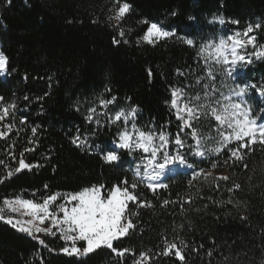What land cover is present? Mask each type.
Segmentation results:
<instances>
[{
    "label": "trees",
    "instance_id": "trees-1",
    "mask_svg": "<svg viewBox=\"0 0 264 264\" xmlns=\"http://www.w3.org/2000/svg\"><path fill=\"white\" fill-rule=\"evenodd\" d=\"M124 2L131 7L120 23L125 35L119 38L118 29L108 19L112 0H11L10 4L0 0V49L8 59L6 77L0 76V96L4 97L3 103L17 105L13 133L8 140H0V158L12 168L18 166L4 155L8 144H14L17 158L25 148L35 149L25 152L24 159L39 165L4 178L0 183V202L16 196L38 201L56 192H77L93 185L111 187L127 178L129 184H137L135 192L140 199L150 201L152 207L129 204L130 211L138 213L132 217L137 228L115 242V247L130 248L137 254L151 249L156 257L151 264H179L174 256L156 255L163 247L164 237L171 241L179 235L189 244L184 264H261L264 148L259 144L253 146L245 161L247 170L239 164L224 165V154L198 161L195 167L206 172L215 170L213 177L226 175L230 179L218 181L219 191L211 180L202 187L197 184L201 192L192 205L184 206L189 209L186 213L180 211L179 204L160 206L165 199L177 200L196 192L195 188H188L189 175L185 172L166 175L163 183L168 187L153 193L131 167L137 152L121 150L118 165L105 163L101 153L113 147L123 130L122 123L108 122L122 107L137 108L134 123L139 129L163 131L174 139L179 122L167 102L173 88L190 84L185 90L194 94L202 92V85L195 83L198 77L210 83L205 76L208 66L198 51L199 43L218 30L213 20L222 17L225 28L240 32L249 24H260L252 34L257 46L264 45V0ZM150 23L174 29L176 35L155 44L137 43ZM114 36L121 40L118 45L112 42ZM181 37L193 39L196 47H189ZM243 78L250 84L264 85V59L246 65ZM112 96L117 98L115 103L101 107L100 101ZM89 108L96 109L99 125L86 121ZM21 119L26 123L20 124ZM214 123L201 119L195 126L202 133H209ZM33 127L37 128L34 137ZM78 133L87 140L80 148L71 143ZM29 139L35 143L29 144ZM213 161L218 162L215 169L211 168ZM0 177H6L3 166ZM237 182L242 188L234 196L247 203V210L227 204L216 206L213 201H226L230 195L226 189ZM240 215L248 219L242 221ZM180 224L183 230L177 228L174 232L173 228ZM40 238L48 247L0 221V264H132L131 254L120 258L107 248L87 256H68L60 251L65 242L59 235ZM201 244L199 253L191 250ZM208 249L213 250L212 257L206 255Z\"/></svg>",
    "mask_w": 264,
    "mask_h": 264
},
{
    "label": "snow or ice",
    "instance_id": "snow-or-ice-1",
    "mask_svg": "<svg viewBox=\"0 0 264 264\" xmlns=\"http://www.w3.org/2000/svg\"><path fill=\"white\" fill-rule=\"evenodd\" d=\"M6 2L10 4L11 0H6ZM112 5L109 11H114V15L109 16L108 19L109 21H116L113 27L118 29V37L123 38L125 31L120 27V23L130 11L131 6L124 0H112ZM219 22L223 24L224 20L220 19ZM144 23H147V21H144ZM232 23H238V21H232ZM260 27V24L255 26L249 24L243 33L237 32L227 38H221L219 41L206 42L199 47L198 56L208 65L205 76L210 83H204L198 77L195 83L202 85V92H196L195 94H190L185 90L191 87L190 84L186 85L185 88H173L171 90V98L167 103H169L176 120L179 122V132L174 139L163 131L146 132L139 129L134 123L137 113L135 107L128 112L117 111L108 122L122 123L124 127L123 130L119 131L116 141L113 142L114 146L101 153L105 163L118 165L121 159V150L129 154L140 153L141 164L137 165L136 175H140V168L142 167L144 176L150 181L147 187L153 193L159 188L168 187L160 180L169 171L184 170L185 174L189 175L188 188H195L196 192L177 200L165 199L160 205L166 207L169 204H179L182 213L189 210L184 206L192 205L194 199L199 196L201 187L208 184L209 180H211L215 189L219 191L218 181H229L230 179L226 175L213 177L211 172L195 167L198 161L224 154L226 157L223 161L224 165L232 167L239 164L247 170L248 164L245 161L254 150L253 146L259 144L264 148V109H261L259 116L254 115L244 98L250 87L258 95L264 96V85H237L238 90L233 89L228 95H225L216 87V75L213 66L219 65L225 68L227 75L231 77L238 64H251L253 57L256 60L264 59V45L257 46L256 37L249 35L254 29ZM175 35L174 31L165 30L158 24L151 23L137 43L142 40L148 44H155L161 39H167ZM180 39L189 47H196V42L193 39L183 37ZM112 42L118 45L121 40L114 36ZM123 42L127 43L128 41L124 40ZM249 46L252 47L253 51L246 55L241 50L247 49ZM7 64V57L0 53V73L7 72ZM180 74L183 75V73ZM149 75H151V70H149ZM24 99L28 100V97L25 96ZM116 99L115 96H112L111 99L101 100L100 105L106 108L109 104H114ZM3 101L4 97L0 96V140L6 141L15 128L14 115L17 105L15 102L5 104ZM95 113V108H89L85 119L89 124L95 121L99 125L100 121L95 119ZM201 119L215 122L209 133H202L195 126ZM130 120L132 121L131 129L128 127ZM25 123V119L20 120V124ZM36 132V127L31 128L33 137ZM211 133H215V135ZM28 143L33 144L35 142L29 139ZM71 143L80 148L87 143V140L81 139L78 133L71 140ZM14 148V144H8L7 149L4 150V155L10 157L12 162L17 163L18 166L12 168L6 162V159L0 158V166H3L6 172V177H0V183L3 182L4 178H11L14 173H19L25 169L30 171L33 167H39V165L26 163L24 159L25 152L34 151L35 149L25 148L17 158ZM189 157L192 159L189 160ZM217 166V161L211 163L212 169ZM248 179L251 180L252 177L249 176ZM197 184H200L201 187H197ZM45 188H47V185H45ZM136 188L137 184H129L127 178H125L111 187L93 185L77 192H56L41 198L40 201L22 199L20 196L11 199L5 197L0 202V221L10 224L21 233H26L44 247H48V245L44 239L40 238V234L56 236L59 233V238L65 242V246L60 251L68 256H87L99 249L107 248L120 258L131 254L133 256L132 264H151L156 258L152 255L151 249L140 251L137 254L130 248H117L114 246L115 242L126 238L130 232L137 228L132 217L138 215V213L131 212L129 204H135L139 208L152 207L150 201L140 199L135 192ZM241 188L240 183H233L226 189L230 194L228 199L226 201L214 200L213 203L216 206L227 204L236 209L243 207L247 210V203L234 196L235 192ZM22 209L23 211H21ZM196 210L199 211V209ZM18 216L28 218H17ZM239 218L242 221L248 219L245 215H240ZM183 227V224H180L174 227L173 231L176 232L177 228L183 230ZM261 232L264 234V229H261ZM177 240L179 243H177ZM80 242H83V244L78 247L77 245ZM212 243L214 244L215 241ZM188 248L187 241L181 239L179 235L171 241L164 237L163 247L156 255L174 256L179 264H184L186 260L185 250ZM202 248L203 245L201 244L199 248L192 247L191 250L199 253ZM49 250L51 251V249ZM206 255L212 257L213 250L208 249ZM228 259L227 256L224 257L225 261ZM209 264H211V261H209ZM261 264H264V261Z\"/></svg>",
    "mask_w": 264,
    "mask_h": 264
},
{
    "label": "rangeland",
    "instance_id": "rangeland-1",
    "mask_svg": "<svg viewBox=\"0 0 264 264\" xmlns=\"http://www.w3.org/2000/svg\"><path fill=\"white\" fill-rule=\"evenodd\" d=\"M112 4L108 7V17L109 16H113L114 15V11L110 12L109 9L112 8ZM220 19H223L222 17H216L214 20H213V23H215L218 27V30L217 32H215L213 35L209 36L207 40L205 41H201L199 43V47L206 43V42H209V41H219V39L221 38H227L228 36H232L234 35L235 33L237 32H240V31H237V30H230L229 28H225V22L223 24H221L219 22ZM112 22L114 23V25L116 24V21L115 20H112ZM151 24V23H150ZM149 24V25H150ZM157 24V23H156ZM159 26H161L163 29L165 30H168V31H174V29H169L167 28L166 26H164L163 24H158ZM227 31H230V32H227ZM175 32V31H174ZM240 33H243V32H240ZM249 35H253L252 33H250ZM143 36V35H142ZM141 36V37H142ZM243 38V37H242ZM140 39V37H138L136 40L138 41ZM246 39V38H244ZM140 42H143L142 40ZM244 54H250L253 49L251 48V46H249L247 49H244V50H241ZM255 61H258L255 59V57L252 58V62H255ZM246 65L248 64H238L236 66V68L234 69L233 71V75L231 77H229L225 71V68H222L221 66L219 65H214L213 66V71L216 75V81H215V84L217 85V88L220 89L221 92H223L225 95H228L230 93L231 90L233 89H237V85H240V86H243L244 84H248V85H251L249 80L247 79H244L243 78V75L245 73V67ZM208 66V65H207ZM1 76H4L5 73H0ZM238 76L242 79H239ZM238 90V89H237ZM196 93V92H195ZM194 93V94H195ZM235 99V97H234ZM247 102V104L251 107L252 109V112L254 115H257L259 116L260 115V112H261V109H264V96H260L257 94V92L252 89L251 87L248 89V92L244 98ZM119 110H123L125 112H128L130 109H125L124 107L122 108H118L117 111ZM116 111V112H117ZM115 112V113H116ZM114 113V115H115ZM130 123V121H129ZM129 129H131V124L128 125ZM114 146V144H113ZM138 153V152H137ZM138 164H141V158H140V153H138L136 155V160L134 162L131 163V167L134 169L135 173H136V168H137V165ZM178 170L176 171H169L168 173H175L177 172ZM184 171V170H183ZM209 172H211V174H214L216 173L215 170H210ZM167 173V174H168ZM166 174V175H167ZM165 175V176H166ZM140 177H142L146 182L147 184L150 182L145 176H144V170L143 168L141 167L140 168V175H138ZM164 176V177H165ZM164 177L161 178L160 182L163 183V179ZM22 199H25L23 197H21ZM40 201V200H38ZM23 211V209L21 210ZM17 218H24V219H27L28 217H17ZM4 222V221H3ZM47 226V225H45ZM57 235H59V233H57ZM43 236V234H40V237Z\"/></svg>",
    "mask_w": 264,
    "mask_h": 264
},
{
    "label": "bare ground",
    "instance_id": "bare-ground-1",
    "mask_svg": "<svg viewBox=\"0 0 264 264\" xmlns=\"http://www.w3.org/2000/svg\"><path fill=\"white\" fill-rule=\"evenodd\" d=\"M1 53V52H0Z\"/></svg>",
    "mask_w": 264,
    "mask_h": 264
}]
</instances>
